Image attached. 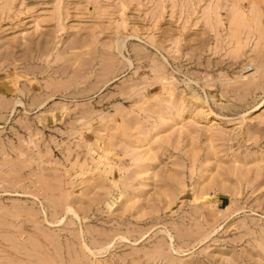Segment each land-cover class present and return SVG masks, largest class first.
<instances>
[{
    "label": "rangeland",
    "instance_id": "obj_1",
    "mask_svg": "<svg viewBox=\"0 0 264 264\" xmlns=\"http://www.w3.org/2000/svg\"><path fill=\"white\" fill-rule=\"evenodd\" d=\"M0 264H264V0H0Z\"/></svg>",
    "mask_w": 264,
    "mask_h": 264
},
{
    "label": "bare ground",
    "instance_id": "obj_2",
    "mask_svg": "<svg viewBox=\"0 0 264 264\" xmlns=\"http://www.w3.org/2000/svg\"><path fill=\"white\" fill-rule=\"evenodd\" d=\"M70 209V208H69ZM87 251H88V249H87ZM90 252H92V251H90Z\"/></svg>",
    "mask_w": 264,
    "mask_h": 264
}]
</instances>
